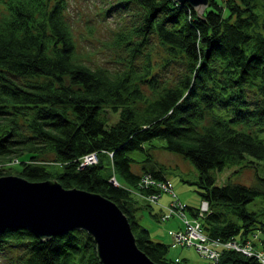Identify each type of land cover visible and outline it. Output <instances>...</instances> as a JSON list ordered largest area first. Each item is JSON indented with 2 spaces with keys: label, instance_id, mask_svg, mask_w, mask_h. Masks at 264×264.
<instances>
[{
  "label": "trees",
  "instance_id": "16d2710c",
  "mask_svg": "<svg viewBox=\"0 0 264 264\" xmlns=\"http://www.w3.org/2000/svg\"><path fill=\"white\" fill-rule=\"evenodd\" d=\"M67 1L0 0V177L10 173L4 166L28 156L19 176L108 198L152 261L185 264L168 259L169 245L151 240L136 214L141 176L129 153L161 138L162 148L181 153L199 172L200 204L186 206V215L198 218L208 237L246 243L264 234L261 213L246 207L264 197V175L252 186L231 180L220 186L216 179L247 157L264 161V0H210L201 15L176 0H118L102 9L106 17L129 10L131 24L115 33L124 54L114 68L86 63L78 53ZM154 40L166 51L162 64L187 68L174 85L159 73ZM92 153L98 162L82 165ZM144 171L166 178L157 168ZM204 201L209 210L198 216ZM0 253H11L7 264H102L84 229L47 241L7 229ZM220 257L218 264H261L235 250Z\"/></svg>",
  "mask_w": 264,
  "mask_h": 264
},
{
  "label": "rangeland",
  "instance_id": "374dc122",
  "mask_svg": "<svg viewBox=\"0 0 264 264\" xmlns=\"http://www.w3.org/2000/svg\"><path fill=\"white\" fill-rule=\"evenodd\" d=\"M118 0H68L66 3V17L72 26L73 33L78 45V53L82 55V58L86 63L95 66H105L114 68L118 66L119 54L123 55V50L114 44L115 33L131 24L127 19L129 10L110 12L111 15L104 16L102 9L107 8L110 4L116 3ZM221 1V0H220ZM5 11V5L0 9ZM138 9V8H136ZM260 14L262 13L261 7L258 8ZM134 13H137L135 11ZM0 16L1 13H0ZM264 19V17L262 18ZM154 40L152 48L153 59H158L160 64V75L166 80H169L170 85H174L178 78L186 71L184 63L181 61L162 64L163 58L167 56L166 51L162 49ZM261 138L264 134H259ZM165 141L161 138H155L152 142L146 144V151H131L129 156L133 157L136 162L131 165L132 170L142 175L145 169L157 168L162 171L166 178L171 181L174 192L178 199L187 207L197 208L200 204V196L198 195V181L199 172L197 168L183 155L169 152L161 146ZM28 156L21 160L27 161ZM21 160H17L12 163H8L4 166V172H10L8 175H18V171H21ZM236 166L227 167L223 171L216 172V179L218 185H224L225 182L231 180L232 182L242 183L245 185H255L257 183V177L264 175V161L250 162V158L239 161ZM2 168V165H1ZM112 173V168L107 165L103 170V175L109 176ZM19 176V175H18ZM116 185L119 186V182L116 180ZM133 198L137 201V219L141 226L143 225L150 232L151 240L155 242H162L169 245L168 259L171 261H179L185 264H210V261L201 256L196 247H188L182 245H174L172 232H177L186 225V223L193 222L196 224L197 219H189L187 215H184L183 211L179 209L175 211L173 217H168L172 205L175 203L171 194H163L158 198H150L145 196L140 190L133 191ZM158 195H156L157 197ZM174 202V203H173ZM247 209L251 212L259 211L261 215L259 219L264 220V197L259 196L253 202L246 205ZM181 206L179 204V207ZM226 213L230 211L224 208ZM190 209L188 213L190 214ZM172 213V212H171ZM166 217L161 220L160 218ZM232 217V213H230ZM236 218V216H233ZM179 218V219H178ZM237 219V218H236ZM174 235V232H173ZM264 240V234L252 235L248 239L249 245L252 247L253 252L264 255V247L261 245ZM235 242L236 240H231ZM240 242V241H239ZM256 243L257 246H254ZM230 244L219 247L222 254V250L229 249ZM237 251L236 249H234ZM16 255V253H12ZM11 253H0V264H7L8 259L6 256ZM222 256V255H221ZM256 258V257H255Z\"/></svg>",
  "mask_w": 264,
  "mask_h": 264
},
{
  "label": "water",
  "instance_id": "95a60500",
  "mask_svg": "<svg viewBox=\"0 0 264 264\" xmlns=\"http://www.w3.org/2000/svg\"><path fill=\"white\" fill-rule=\"evenodd\" d=\"M176 1L191 4L199 15L210 4V0ZM7 229H27L43 241L84 229L94 237L102 264H158L139 249L126 214L113 201L66 189L57 180L1 176L0 235Z\"/></svg>",
  "mask_w": 264,
  "mask_h": 264
},
{
  "label": "built area",
  "instance_id": "2783aa9c",
  "mask_svg": "<svg viewBox=\"0 0 264 264\" xmlns=\"http://www.w3.org/2000/svg\"><path fill=\"white\" fill-rule=\"evenodd\" d=\"M96 153H92L90 155L85 156L83 159L82 165H90V164H96L98 162V157H96ZM140 181H139V187L140 191L147 197L150 198H158L161 197L163 194H171V196L174 199V204L172 205V209L168 215V217H173L176 210L183 211L184 215H186V206L185 204H182V202L178 199L176 196V193L174 192L173 185H171V181L168 178H165L164 180H159L152 176V174L149 173H143L140 175ZM111 181L115 184L116 178L111 177ZM116 185V184H115ZM156 195H158L156 197ZM179 204L181 206V209L178 208ZM209 203L207 201L202 202L199 210L198 216H204L209 210ZM172 212V213H171ZM167 215L165 217H162L163 220L166 219ZM195 219V218H194ZM193 220V219H192ZM197 223L194 224L193 222H187L185 225V230L183 231H177L174 232L173 235V241L175 245H182V246H190V247H196L197 251L200 253L201 256L207 258L210 261V264H218L220 260V256L222 255L219 247L230 244L231 249H236L239 252L245 253L246 255L256 257L257 260L264 264V255L262 253L258 254L257 252L252 251L251 245L248 243H243L239 241H227L222 242L220 239H211V237H208L207 234H205L202 230V224L197 219ZM229 248V249H230Z\"/></svg>",
  "mask_w": 264,
  "mask_h": 264
}]
</instances>
